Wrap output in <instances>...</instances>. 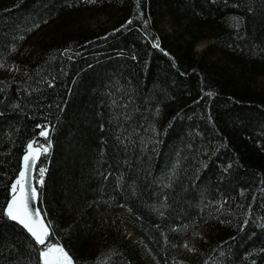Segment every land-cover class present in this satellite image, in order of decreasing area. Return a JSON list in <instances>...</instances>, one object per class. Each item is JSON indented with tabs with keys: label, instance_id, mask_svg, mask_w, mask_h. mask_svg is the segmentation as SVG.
<instances>
[{
	"label": "trees",
	"instance_id": "1",
	"mask_svg": "<svg viewBox=\"0 0 264 264\" xmlns=\"http://www.w3.org/2000/svg\"><path fill=\"white\" fill-rule=\"evenodd\" d=\"M0 62V207L49 125L38 207L79 264H264V0H0ZM33 247L0 221V264Z\"/></svg>",
	"mask_w": 264,
	"mask_h": 264
},
{
	"label": "snow or ice",
	"instance_id": "2",
	"mask_svg": "<svg viewBox=\"0 0 264 264\" xmlns=\"http://www.w3.org/2000/svg\"><path fill=\"white\" fill-rule=\"evenodd\" d=\"M85 2L96 3V0H85ZM137 3L139 4V0ZM233 19L239 23L241 18L234 17ZM127 23L131 24L132 20L127 21ZM146 26L147 21H145ZM35 27H39V24H36ZM152 46L154 48L160 47L158 38ZM70 51V48L65 49L62 55H66ZM164 54L169 55L167 52ZM4 67V63L0 62V68ZM54 86V84L49 83V87ZM207 95H213V93H207ZM113 104H116V101H113ZM120 107L126 109L127 104L120 105ZM124 118L130 119L127 113H124ZM36 127L40 129L39 138H43L46 143L40 144L39 139H33L26 144L25 154L22 157V167L10 185V198L4 206L0 207V221L14 222L30 236L31 240L35 242V247L30 249V252L37 253L36 264H79V261L74 259L66 246L50 239L54 236L52 222L47 219V212H42L38 207V204L42 202V189L45 185L47 168L39 167L37 169V162L40 161L41 157L50 155L53 146L51 141L53 129L49 125L38 124ZM116 139L127 146L126 138L118 135ZM123 206L121 205V207ZM244 223L247 224L248 222L245 221ZM185 247L188 246L185 245Z\"/></svg>",
	"mask_w": 264,
	"mask_h": 264
},
{
	"label": "rangeland",
	"instance_id": "3",
	"mask_svg": "<svg viewBox=\"0 0 264 264\" xmlns=\"http://www.w3.org/2000/svg\"><path fill=\"white\" fill-rule=\"evenodd\" d=\"M166 26V25H165ZM168 26V25H167ZM207 41H202L197 44L196 50L200 51L206 45ZM109 218L113 221H119L125 228L126 235L132 240L136 241L140 239L139 231L140 227L136 222L132 221L130 217H128L126 211L124 209H116L107 213ZM207 230L205 227L198 226L194 229V234L188 235V239L191 241H196V238L206 234Z\"/></svg>",
	"mask_w": 264,
	"mask_h": 264
},
{
	"label": "water",
	"instance_id": "4",
	"mask_svg": "<svg viewBox=\"0 0 264 264\" xmlns=\"http://www.w3.org/2000/svg\"><path fill=\"white\" fill-rule=\"evenodd\" d=\"M25 154V152L23 153V155ZM23 155H22V157H23ZM21 167H22V158H21V165H20V169H21Z\"/></svg>",
	"mask_w": 264,
	"mask_h": 264
}]
</instances>
